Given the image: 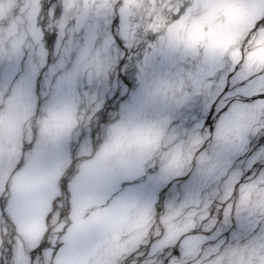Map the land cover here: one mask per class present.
Masks as SVG:
<instances>
[{
    "label": "snow or ice",
    "instance_id": "1",
    "mask_svg": "<svg viewBox=\"0 0 264 264\" xmlns=\"http://www.w3.org/2000/svg\"><path fill=\"white\" fill-rule=\"evenodd\" d=\"M0 264H264V0H19Z\"/></svg>",
    "mask_w": 264,
    "mask_h": 264
},
{
    "label": "bare ground",
    "instance_id": "2",
    "mask_svg": "<svg viewBox=\"0 0 264 264\" xmlns=\"http://www.w3.org/2000/svg\"><path fill=\"white\" fill-rule=\"evenodd\" d=\"M0 3H3L4 5L2 12H0V25H3L6 20L12 19L13 13L17 8L19 0H0ZM36 127L37 125L33 123L32 128L35 129Z\"/></svg>",
    "mask_w": 264,
    "mask_h": 264
}]
</instances>
